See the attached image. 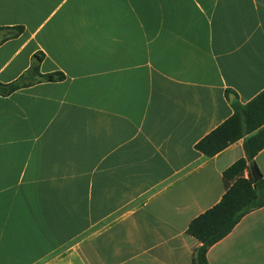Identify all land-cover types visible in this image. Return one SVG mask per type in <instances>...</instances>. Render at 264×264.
Wrapping results in <instances>:
<instances>
[{
	"label": "crops",
	"instance_id": "obj_1",
	"mask_svg": "<svg viewBox=\"0 0 264 264\" xmlns=\"http://www.w3.org/2000/svg\"><path fill=\"white\" fill-rule=\"evenodd\" d=\"M17 25L0 81L34 52L63 77L0 94V264H188V221L243 155L194 143L231 113L225 88L264 87V0H0ZM205 256L264 264V203Z\"/></svg>",
	"mask_w": 264,
	"mask_h": 264
},
{
	"label": "trees",
	"instance_id": "obj_2",
	"mask_svg": "<svg viewBox=\"0 0 264 264\" xmlns=\"http://www.w3.org/2000/svg\"><path fill=\"white\" fill-rule=\"evenodd\" d=\"M3 39L18 34L22 27L0 26ZM41 52H34L26 69L12 80L0 81V94L26 86L38 80H58L63 77L59 70L41 73L38 64ZM224 94L231 106V113L200 138L194 147L208 157L240 139L243 155L237 157L221 171L224 190L211 206L193 216L185 227V233L194 237L198 244L193 248L188 264H208V246L224 236L247 211L264 203V179L262 175L253 182L248 170L254 164V155L264 146V87L247 101L241 103L229 88Z\"/></svg>",
	"mask_w": 264,
	"mask_h": 264
},
{
	"label": "water",
	"instance_id": "obj_3",
	"mask_svg": "<svg viewBox=\"0 0 264 264\" xmlns=\"http://www.w3.org/2000/svg\"><path fill=\"white\" fill-rule=\"evenodd\" d=\"M248 170H249L251 179L254 182L260 176V172H259L258 168L256 167V165H254V164H250L248 166Z\"/></svg>",
	"mask_w": 264,
	"mask_h": 264
}]
</instances>
